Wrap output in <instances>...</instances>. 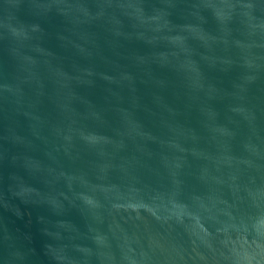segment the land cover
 <instances>
[{
    "label": "water",
    "instance_id": "95a60500",
    "mask_svg": "<svg viewBox=\"0 0 264 264\" xmlns=\"http://www.w3.org/2000/svg\"><path fill=\"white\" fill-rule=\"evenodd\" d=\"M0 264H264V0H0Z\"/></svg>",
    "mask_w": 264,
    "mask_h": 264
}]
</instances>
